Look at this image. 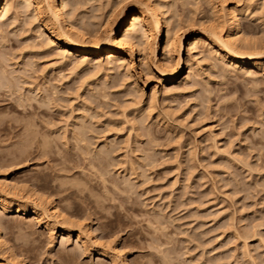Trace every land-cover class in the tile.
I'll use <instances>...</instances> for the list:
<instances>
[{"label": "rangeland", "instance_id": "obj_1", "mask_svg": "<svg viewBox=\"0 0 264 264\" xmlns=\"http://www.w3.org/2000/svg\"><path fill=\"white\" fill-rule=\"evenodd\" d=\"M141 1L161 6L158 50L116 60L63 50L49 0L0 20V264H264V0L62 2L94 43Z\"/></svg>", "mask_w": 264, "mask_h": 264}, {"label": "bare ground", "instance_id": "obj_2", "mask_svg": "<svg viewBox=\"0 0 264 264\" xmlns=\"http://www.w3.org/2000/svg\"><path fill=\"white\" fill-rule=\"evenodd\" d=\"M19 1H20V3L27 4L29 7L30 6H35L36 7L35 13L37 15H39V17H42V15L45 16L44 13L42 14V10L40 9V5H41V3L44 0L42 2H41V0H19ZM62 1H64V0H49V4L48 5L45 3L46 1L44 3L48 6V8H46V9L49 10L53 20L59 25L61 23L63 25L65 24L64 27H66L65 29L67 30V32H66L65 29L62 28L66 32V34H64L63 32H62V34L67 36L68 38L66 37V39H62V40L60 38H58V39H60V40H58L59 41L58 44H59V46L61 48H63V50L70 51L68 53L85 54V55L89 54V56H91V55L98 56V55H101L103 53H106L107 59H113V60L115 59L116 60V58H118L120 55H122V52L120 50L121 47H125L126 49H128L129 50L128 53H130V54L135 52L134 50H136V49H135V45L134 44H136V43H133V41L136 40V39H137L136 41L138 42V40H139L140 43H141V40H143L144 42L141 43V44H143L144 47L148 46L149 47L148 49L151 52V54H153V52L158 50V44H157L158 43V39H159V37H162V34L164 33V29H165L164 19L162 18V14L163 13H161V11H162L160 9L161 6L158 3H153V2L151 3V1H149V2L148 1H144V2L141 1L139 3H136V4H139V9L137 11L136 10L134 12L128 11V12H125L124 15H123V13H124L123 11H125V10L120 11V14H118V15H121L122 17L119 18V20L117 22L118 26H117V29H116V33L113 34V35H110L112 33L111 32V33H109V35L106 34L107 37L104 40L100 39V41H95L94 43H90V42H87V41L83 40V39H85L87 34H84V33L81 32V30H83V29L80 27V25L78 27V25H77L78 22L76 20H74V17L72 18L71 15L69 16V14H68L69 12L67 13L66 8H65L67 6H65L66 4H64ZM15 3L16 4L18 3L17 0H16ZM15 3H14V1L12 2L11 0H0V20L3 19V17L8 13L7 11L9 10V8L10 9L12 7L16 8L14 6ZM133 3H135V2H133ZM122 5H123V1H122ZM23 6H26V5H23ZM121 6H120V8H121ZM26 8H28V7L26 6ZM17 9H19L18 6H17ZM33 9H35V8H33ZM48 10H47V12H48ZM118 11H119V9L117 10V13H119ZM43 12H45V10ZM33 13H34V11H33ZM113 13L114 12H112V14ZM233 13H235V12H233ZM24 14H25V12H24ZM115 14H116V12H115ZM112 16L113 15H111V17ZM234 17H235V15H234ZM117 18L118 17H115V19H117ZM46 21H48V20H46ZM75 21L77 22V24H76ZM107 25H108V22H107ZM44 26H45V24H44ZM211 27L209 29L211 34L208 33L210 36H208V35H206V36L209 37V38L211 37V35L214 36V39L217 40L216 43L218 42V44H220V47H221L220 49L224 52V57H227V59H230V61L233 62V63H239L241 65L250 66V67H252V69H259L260 68V66H258V64H256L255 62L254 63L251 62L252 64L250 63V60L257 59V58H255L256 56L254 54L253 55L249 54V53L244 54L242 51H241L242 52L241 53L240 51L237 50V47L234 46L235 45L234 43H236V42L233 41L232 36L229 37L228 34H227V36H225L226 38H222V36H220L217 33L218 29L216 31V29H214V26H213V28H211ZM138 29L141 30V31H139ZM49 31H52V30H49ZM138 31L141 32V35L138 34ZM53 33H55V32H53ZM118 33L121 36L120 39L116 36ZM136 33L139 36L136 35ZM176 33L177 32H176L175 27L173 28L172 24H171L168 27L167 33H166V35H167L166 36V40H167L166 41V48L167 47L170 48V47H173V46L175 47L176 45H178L179 47L181 46L183 38L180 35H176ZM55 34L57 36L59 33L57 32ZM206 36H198L196 38H192L190 40L191 45L195 46V44L199 45V43H202L203 41L206 42V40H208V38L206 39ZM140 37H141V39H140ZM48 38H50L49 41H51V39H54V40L57 39L52 33H50V36ZM139 42L137 44H139ZM119 59H120V57H119ZM166 63H165V65H167ZM167 67L163 68L161 71L159 70L160 73H161V77L163 78V81L165 83H173L174 81L179 79V77H180V75L182 73V69H183L182 65L180 63H177L175 68H173V69L168 68L169 71L167 70ZM27 104H29V102H27ZM19 105L21 106V104H19ZM22 107H24V106H22ZM45 210L41 209V211H43L42 215L47 213V211H45ZM49 212L51 213V217L55 214L54 217L56 219H59V218L62 219L63 218V220H65L66 222L70 221V219L69 220L65 219L63 217L64 215L60 211L58 212L56 206H54L52 208V211H48V213ZM38 214L37 215H33L31 220L39 222L40 219H41V217H40L41 215L39 216ZM87 232H89V231H87ZM62 233H63L62 235L67 234L66 231H62Z\"/></svg>", "mask_w": 264, "mask_h": 264}]
</instances>
